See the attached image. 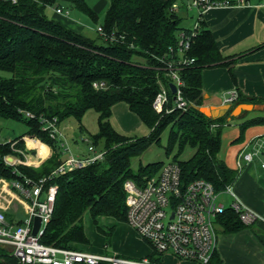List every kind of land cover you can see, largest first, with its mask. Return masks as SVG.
<instances>
[{
	"label": "trees",
	"instance_id": "trees-1",
	"mask_svg": "<svg viewBox=\"0 0 264 264\" xmlns=\"http://www.w3.org/2000/svg\"><path fill=\"white\" fill-rule=\"evenodd\" d=\"M185 2L107 0L100 25L107 35L114 36L110 40L98 32L92 37L72 30L46 14L48 8L55 12L59 8L67 14L68 9L59 6L65 4L97 23V14L85 0H0V72L9 73L0 76V118L24 123L26 135L38 138L52 149V156L35 170L26 165L7 164L3 156L12 150L9 142H0V177L11 181L23 174L37 179L56 167L62 154L67 155L62 140L49 136L41 118H56L61 123L73 117L80 122L86 110L98 112V131L89 139L103 155L52 180L58 188L51 218L40 237L42 243L63 248L70 247L72 242L86 243L82 222L85 212H89L98 231L109 241L110 229L104 231L96 217L104 215L126 221L124 181L131 179L138 186L143 185L163 164L161 160L154 161L133 171L130 160L150 144H159L165 129L168 130L165 152L170 154L177 149L173 158L180 167L182 182L203 178L221 191L235 179L236 172L218 158L221 128L228 114L213 119L192 106L204 105L201 89L204 67L224 65L233 78L234 60L226 61L221 55L203 20L187 51L195 61L179 71L183 79L182 97L189 103L187 109L175 108L158 114L152 108V100L162 84L168 90L169 105L173 104L170 82L158 58L176 48L179 31H188L187 26L180 24L183 17L178 12L185 8ZM173 3L179 6L173 9ZM93 83L103 87L94 88ZM119 101L126 102L130 111L149 127L147 135L128 137L112 128L111 106ZM240 102L264 103V99L241 97L238 93L231 104ZM28 112L33 116L26 115ZM263 123L264 117L245 121L239 127L237 139L248 126ZM186 146L194 148L191 157L177 159ZM215 222L224 232L245 227L230 207L217 214ZM16 262L15 257H10L0 264ZM207 264H221L219 256L213 252Z\"/></svg>",
	"mask_w": 264,
	"mask_h": 264
},
{
	"label": "crops",
	"instance_id": "crops-1",
	"mask_svg": "<svg viewBox=\"0 0 264 264\" xmlns=\"http://www.w3.org/2000/svg\"><path fill=\"white\" fill-rule=\"evenodd\" d=\"M106 2L107 0H96L89 6L99 17L98 13L106 9ZM259 3L260 0H248V3L242 5L214 6L204 12V25L211 32L221 55L226 61L234 60V79L224 65L206 66L201 70L204 105L225 103L224 97L231 89H236L241 97L264 99V4ZM59 6L66 8L67 5ZM50 11L52 18L72 30L85 33L86 28L90 27L84 20L70 17L69 9L67 14L55 12L53 8ZM190 23L191 19L184 26H189ZM0 76L5 75L0 73ZM255 112H246L232 119L226 118L221 128L218 158L236 172L230 185L231 191L239 201L260 216L254 224L235 232L222 231L221 226L214 220L216 245L213 252L219 256L221 264H264V168L261 166L264 163V147L251 161H245L242 157L252 150L251 142L255 138L264 141V123L248 126L241 138L237 139L241 124L255 117H264V112ZM97 119L98 112L95 110L88 109L84 112L78 122V130L81 141L86 145L79 143L77 137H70L71 141L68 139L67 146L71 153L81 157L88 155L89 136L98 131ZM109 123L116 132L128 137L144 136L150 132L149 127L130 111L124 101L111 106ZM19 124L23 123L0 118V142H9L12 150L3 156V160L11 166L21 164L37 170L52 156V149L38 138L26 135V128L15 132V125ZM61 128L63 133L65 127ZM64 157L62 154V159ZM48 166L51 167L50 164ZM9 181L0 177V210H4L9 224L16 225L25 216L27 201L11 190ZM217 192L218 196L225 194L226 200L220 201L225 208L229 207L233 196L223 190ZM96 220L104 231L110 229L109 241H106L104 233L98 231L89 212H85L82 222L88 241L72 242L70 247L129 258L147 257L158 264H193L169 253L154 252L149 243L126 221L104 215L97 216Z\"/></svg>",
	"mask_w": 264,
	"mask_h": 264
},
{
	"label": "built area",
	"instance_id": "built-area-1",
	"mask_svg": "<svg viewBox=\"0 0 264 264\" xmlns=\"http://www.w3.org/2000/svg\"><path fill=\"white\" fill-rule=\"evenodd\" d=\"M245 3H248V0H186L183 9L186 14L191 15L188 31H179L176 48H170L166 55L158 58L166 70L167 79L175 86L173 104L169 105L168 90L162 84L152 100V108L156 113H169L175 108L185 110L189 105L182 97L183 79L179 71L195 61L193 56L187 55V51L191 39L200 29L204 12L214 6ZM259 4H264V0H260ZM177 6L178 3L172 4L173 9ZM56 12L60 13L61 9L57 8ZM95 31L105 39H114L112 34L107 35L103 31L100 24L96 26ZM93 86L102 88L103 84L93 83ZM237 97V90L231 89L224 97V102L231 104ZM26 115L33 116L29 112ZM41 121L52 138L62 140L61 146L68 156L37 179L20 174V179L9 181L11 190L27 201V209L23 220L16 225L9 224L4 210H0V243L10 246L11 254L18 264H158L147 257L129 258L94 253L74 247L47 245L40 241L45 225L51 218L58 188L52 180L68 171L91 164L103 155V152L97 151L92 144L88 145L89 153L85 157L71 153L65 147L63 133L54 126L57 119L41 118ZM251 143L252 150L242 156L245 161H251L264 147L260 138H255ZM261 166L264 168V163ZM123 190L126 222L149 243L154 252L169 253L193 264L208 263L216 245L214 220L217 214L225 209L224 204L217 200L218 192L211 182L203 178L182 182L178 163L169 160L164 161L155 176L146 179L143 185L138 186L133 180L126 179ZM223 191L233 196L229 207L237 214L242 224L250 226L260 219L257 212L238 200L230 185ZM35 216L40 218V225L33 234Z\"/></svg>",
	"mask_w": 264,
	"mask_h": 264
},
{
	"label": "rangeland",
	"instance_id": "rangeland-1",
	"mask_svg": "<svg viewBox=\"0 0 264 264\" xmlns=\"http://www.w3.org/2000/svg\"><path fill=\"white\" fill-rule=\"evenodd\" d=\"M95 1L96 0H86L87 4L90 5V6H92ZM106 4H107V2H106ZM66 8H68V7L66 6ZM106 8H107V5H106ZM68 9H69L70 17L78 18V20L82 19L90 26L89 28H86L85 34H87L88 36H92V37L96 35L95 28H96L97 25H99L101 23L106 9L101 10L98 13L99 17H98V22L97 23H93L86 15H84L83 13L78 11L77 9H71V8H68ZM178 12L183 17L181 22H180V24L182 26L188 24L191 17L187 16V14H186V12L184 11L183 8L178 10ZM46 14L48 16L52 17L50 8H48L46 10ZM138 59H140V58H138ZM0 73H3L5 76H9V73H7V72H0ZM257 112L258 113H263L262 111H257ZM249 113H256V112L255 111H250ZM12 122H14V121H12ZM54 126L58 127L59 132H62L61 126L65 127L63 129V134H62L63 141L65 142V145H68L67 142H68V139H70V137H74V138L77 137L78 140H79V143L83 144V146L86 145L85 142L81 141V137H80L81 133L78 130L79 123L77 122V120L75 118H73V117L66 118L65 121L62 123V125H61V123H58V121H55ZM68 126H69V128H68ZM15 127H16L15 128V132H17L20 129L26 128V125L23 123V124L15 125ZM167 132H168V130L165 129L161 133L159 144L152 143L142 153H140L139 155L133 156L131 158L130 167H131V169L133 171H136L139 165H145V164L150 163V162L160 161V160H161V162L174 160L173 155L177 153L176 152L177 149L174 148L172 150V152H170V154H166V152H165V146H166V142H167ZM70 141H71V139H70ZM43 143H45V142H43ZM193 152H194V148L186 146L180 152V154L177 155V159L186 160V159L191 157ZM67 156L68 155H65L64 158H66ZM64 158L62 159V161L64 160ZM156 173L151 174L148 177V179L153 178ZM224 199L226 200L225 194H221L217 198L218 201L224 200ZM227 199H228V197H227ZM245 226H247V225H245ZM10 257H13V255L11 254L10 246L0 243V261H7V259L10 258ZM15 264H18V263L16 262Z\"/></svg>",
	"mask_w": 264,
	"mask_h": 264
},
{
	"label": "water",
	"instance_id": "water-1",
	"mask_svg": "<svg viewBox=\"0 0 264 264\" xmlns=\"http://www.w3.org/2000/svg\"><path fill=\"white\" fill-rule=\"evenodd\" d=\"M168 87L172 93H175V86L172 83H168ZM193 108L200 111L202 114L209 118H219L228 114V118L238 117L242 112H250V111H262L264 112V103H245L240 102L235 105L230 103H223L220 105H192ZM40 225V218L35 216L33 218V228L32 233L35 234L38 227Z\"/></svg>",
	"mask_w": 264,
	"mask_h": 264
}]
</instances>
